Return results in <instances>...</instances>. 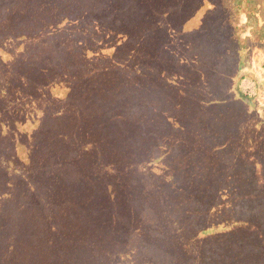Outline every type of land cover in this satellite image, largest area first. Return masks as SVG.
Here are the masks:
<instances>
[{
	"label": "trees",
	"instance_id": "trees-1",
	"mask_svg": "<svg viewBox=\"0 0 264 264\" xmlns=\"http://www.w3.org/2000/svg\"><path fill=\"white\" fill-rule=\"evenodd\" d=\"M244 12L264 46V0H0V34L58 36L0 55L11 99L53 109L10 111L0 264H264V123L241 132L209 81Z\"/></svg>",
	"mask_w": 264,
	"mask_h": 264
},
{
	"label": "rangeland",
	"instance_id": "rangeland-1",
	"mask_svg": "<svg viewBox=\"0 0 264 264\" xmlns=\"http://www.w3.org/2000/svg\"><path fill=\"white\" fill-rule=\"evenodd\" d=\"M8 6L7 4V7ZM238 27L241 45L238 43L235 44L236 48L234 47L233 51L231 49L223 50V54H225L217 66V73L212 76L209 81H211L214 95L220 99L219 105L233 108L231 114L233 117L240 120L241 125L238 128L242 132L251 124L253 117L260 118L264 123V46L256 39H251L252 29L251 26L247 24V15L245 12L238 18ZM57 38L58 36L56 35L45 34L40 35L38 40L23 42L21 40H15L8 33L0 34V55L7 60L12 54L10 58L12 59L16 53L25 49L22 56L19 57V61L25 64L30 54L32 55L35 52L38 53L43 49L52 53ZM243 74H248V77H242ZM14 76L17 77L16 75ZM9 77H13V74L6 70L5 65H0V166L3 168H5L4 162L13 151L12 136H14V133H12V120L17 115L14 114L12 116L11 113L14 112L10 113V111L18 110L24 113L25 117L27 113H35L33 118L41 116L43 113L50 114L53 111V109L42 101L41 98L21 97L19 100H12L8 93L9 86L7 81ZM238 86L255 98L252 100V103H247L238 96L236 90ZM28 121L29 122L25 126L31 123V120ZM7 123L9 126L8 132H3L2 129L6 128ZM260 131L264 139V125L258 128V133ZM187 133H189V131ZM219 142L220 141H214L209 149L212 150L216 147H220L218 146ZM186 152L187 151H185L183 155H187ZM248 152H250V150L245 152L246 156ZM236 153L237 148L234 149L232 153L234 158L237 156ZM173 154V151H166L165 153L168 157H171ZM117 169L120 173L124 170L122 168ZM208 169L209 164L205 165L204 163H192L185 168L190 178L205 175L206 173L204 172L208 171ZM103 170L104 168L99 165L98 171ZM256 170L258 177L261 179L263 166L256 164ZM262 182L264 183L263 179ZM178 185L177 182H174V179L171 184H169L171 188H176ZM5 226L11 228L13 227V223L6 222ZM5 233L6 232L0 234V236H3ZM115 258L120 261V258Z\"/></svg>",
	"mask_w": 264,
	"mask_h": 264
}]
</instances>
